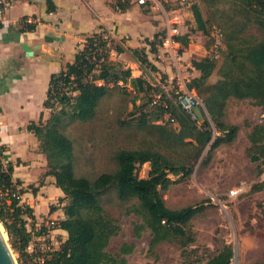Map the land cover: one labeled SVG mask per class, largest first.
<instances>
[{"label": "rangeland", "instance_id": "1", "mask_svg": "<svg viewBox=\"0 0 264 264\" xmlns=\"http://www.w3.org/2000/svg\"><path fill=\"white\" fill-rule=\"evenodd\" d=\"M191 2L199 7L203 18L207 20L206 33L194 30L196 23L191 7L178 8L171 2L163 1L168 12L171 9L174 11L169 17L173 19L174 16H178V19L183 21L179 24L180 28H184L182 30L185 36L189 35L186 45L189 48L188 54L185 59H179L180 64L176 66L167 54L157 50L148 51L144 43L146 38L154 36L163 28L159 14L137 6H126L123 10H116L126 12L129 18H124V23L127 24L132 36H114L105 31L112 40L108 61L119 70H129L130 77L125 82L109 84L108 92L98 102L96 114L92 119L71 120L67 115L64 116L61 129L73 145V169L76 176L93 179L103 172L114 171L117 168L114 156L120 149L155 147L171 160L192 167L189 176L168 174L173 183L161 194L166 206L172 209L190 205L203 206L202 211L188 224L193 241L182 244L184 238H175L162 241L149 250L150 230L142 229L138 237L134 232L136 225L143 222L142 217L132 211L137 206V201L135 199L120 201L112 187L100 197L105 215L119 226L118 233L109 239L105 248L110 255H119L121 246L127 244L132 245L133 249L130 253L122 255L126 264H204L223 246L228 245L233 250L231 264L264 262V186L261 190L256 189L264 180V173L258 174V162L251 161L249 156L251 148L249 134L253 126L264 120L263 108L255 105L250 98H228L221 120L225 124L236 125L238 127L236 135L231 142L222 143L214 149L211 148V141L198 158L193 148L195 142L191 138H186L184 140L186 144L183 146L167 147L163 144L159 147L158 136L152 133V124H162L172 130L178 129V122L169 123L163 117L156 119L157 110L151 105V99L156 94L164 93L173 100L174 87L170 81L176 73V68L180 73L182 71L186 74L187 71H191L190 67L187 69L184 67L188 61L210 58L209 56L214 54L213 28L221 31L222 45L217 49L218 57L213 58L216 65L205 80V87L223 78L225 71L228 70L227 63L231 51H238L237 48H244L264 39V33L256 23L254 14L243 8L240 0H191ZM129 40L132 42H128ZM115 45L144 50L148 62L157 69L152 70L149 63L140 64L130 51L117 53ZM176 48L179 49V46L176 45ZM178 53L179 56L182 55L180 50ZM234 71L236 72V69ZM98 72V66H95L87 75V79L94 80ZM185 76L193 78L191 74ZM136 77L142 80L140 90L131 82V78ZM94 81L101 83L98 80ZM194 92L196 93L195 90ZM59 108L60 105L57 103L52 108H45L42 122H46L51 113ZM196 112L201 124L206 118L200 109ZM207 119L213 126L214 136L218 135L219 132L209 114ZM160 120L162 123H158ZM34 122H39V119ZM149 169V162L142 164L138 169V176L147 177ZM11 179L16 184L18 179H14L12 175ZM38 182L40 183V180ZM30 186L36 187L33 184L24 185L20 181L16 184L15 190L23 189L28 192L31 191ZM232 189L238 190L237 197L228 195ZM4 197L5 200L2 199ZM23 198L20 197V203L25 205L22 202ZM67 202L68 200L61 203L56 201V204L61 206ZM9 203L10 199L0 186V207L7 209ZM2 222L0 219L6 241L17 264H24L23 255L12 247V240ZM27 230L35 232L30 223ZM55 238L62 242L59 233H56Z\"/></svg>", "mask_w": 264, "mask_h": 264}, {"label": "trees", "instance_id": "2", "mask_svg": "<svg viewBox=\"0 0 264 264\" xmlns=\"http://www.w3.org/2000/svg\"><path fill=\"white\" fill-rule=\"evenodd\" d=\"M47 2L48 10H53L50 0ZM240 5L254 14L256 23L264 33V0H240ZM125 7L122 6L121 9ZM190 7L196 23L194 30L206 33L207 20L203 18L196 4ZM22 23L23 30L34 28L33 23L27 24L24 21ZM101 32L88 36L83 47L75 55L74 61L68 63L65 69L51 75L43 106L52 108L57 103L60 108L52 112L46 122H42L41 113L39 122L30 121L26 126V130L33 133L38 140L39 150L46 157L47 170L43 176L54 177L55 186L64 194V197L58 199L60 203L68 200L62 206L64 218L57 221V228L66 232V239L58 248L48 252L41 264H126L122 255L130 253L133 249L132 245L123 244L120 254L115 256L105 251L109 239L119 231V226L105 215L100 203L101 195L112 187L120 201L133 199L137 201V206L132 211L139 214L143 222L136 225L134 232L138 237L142 229L150 230L149 250L162 241L175 238H184L182 244L192 242L188 224L203 209L202 205L176 209L166 206L161 192L167 190L173 183L168 174L189 176L192 167L171 160L159 148L120 149L114 156L117 162L114 171L103 172L93 179L75 175L73 145L61 129L64 116L68 115L71 120L79 121L92 119L96 114L98 102L108 92L109 84L116 85L119 81L125 82L130 77L129 70H119L108 61L112 40L103 38ZM177 39L184 46L187 45V38L177 37ZM114 49L117 53L130 51L140 64L149 63L142 49L120 45H115ZM155 50L156 48L152 46L150 51ZM237 50L230 52L228 70L225 71L223 78L210 86L205 87V80L213 72L215 61L204 57L191 62L199 75L190 79L188 87L194 89L202 100L219 134L214 136L210 127L204 128L209 126L206 120L201 124L192 120L174 104L171 98L162 93L169 112L178 122L179 127L177 130H172L162 124H152V133L158 136L159 147L163 144L167 147L183 146L186 144L184 140L191 138L195 142L193 148L198 158L211 141L212 149L222 143L231 142L238 127L225 124L221 120L226 100L230 97L250 98L255 105L261 106L264 110V39ZM95 66H98L99 72L94 76V80L101 81L100 84L87 79V75ZM150 66L152 70L157 69L153 64ZM60 80L62 85H57ZM131 82L138 90L141 89L142 80L139 77L131 78ZM155 109L158 120L163 117L165 111L160 107ZM249 140L250 160L258 162L257 171L258 174H262L264 173V120L253 126ZM2 151L3 148L0 146V155ZM146 162L150 163V169L147 177L141 178L137 172ZM12 171L13 165L11 163L4 165L0 156V186L3 190L8 189L9 193L14 194L6 196L10 199V203L7 209L0 207V219L6 225L12 247L23 255L24 264H34L26 252L30 234L25 218H33L34 215L31 207L20 203L19 194L23 195L26 190H15L16 184L20 181L16 180V184L13 183ZM42 183L40 181V185ZM263 186L264 180L256 186V189L261 190ZM29 189L33 193L37 191V187L34 186H30ZM49 210L53 212L56 207L51 205ZM232 258V248L225 245L204 264H231ZM254 264H264V262Z\"/></svg>", "mask_w": 264, "mask_h": 264}, {"label": "crops", "instance_id": "3", "mask_svg": "<svg viewBox=\"0 0 264 264\" xmlns=\"http://www.w3.org/2000/svg\"><path fill=\"white\" fill-rule=\"evenodd\" d=\"M50 5L51 11L47 0H11L0 21V146L4 150L1 160L4 165H13L14 179L37 187L35 193L28 191L22 195V202L31 207L34 215L25 218L33 222L64 218V204H56L64 194L55 186L52 175L43 176L46 157L40 152L36 137L26 130L27 124L38 120L45 111L43 102L51 75L72 63L86 38L94 33L132 36L124 23L126 12L116 11L108 0H50ZM26 19L33 20V29H22ZM182 29L179 38L189 37ZM23 44L30 47L31 56L23 50ZM177 45L185 59L189 48L180 41ZM184 67L191 71H181L183 76L199 75L191 61ZM51 205L56 207L53 212L49 210ZM56 233L62 242L67 236L62 229L53 230L54 249L61 244Z\"/></svg>", "mask_w": 264, "mask_h": 264}, {"label": "built area", "instance_id": "4", "mask_svg": "<svg viewBox=\"0 0 264 264\" xmlns=\"http://www.w3.org/2000/svg\"><path fill=\"white\" fill-rule=\"evenodd\" d=\"M111 6L115 10H120L122 6H137L149 9L150 11L156 12L162 18L163 28L157 32L154 36L146 38L145 46L147 50L150 51L152 46L156 48L157 51H161L162 54H167L171 60V62L176 66L179 63V49L176 48L177 45V37L180 35V23H183L181 19H178V16H174L173 19L169 17L171 12H174L173 9L171 11H167L163 5V1L171 2L172 5L178 8H189L192 5L191 0H108ZM11 0H3L0 1V21L3 17L5 10L10 6ZM27 24L33 23V20L26 19L24 21ZM103 38H109L106 32L102 31ZM222 33L219 29L213 28V48L214 54L210 55L211 59L218 57L217 49L222 45ZM176 68V67H175ZM176 73L174 74L172 80L174 87V104L183 110L192 120H195L199 123V116L196 110L200 109L202 114H204L206 121L209 123V126H204V128L210 127L213 131V126L211 122L207 119V112L204 108L202 100L198 97V95L194 92L193 89L188 87L190 79L187 76H183L178 68H176ZM57 85H62V81L60 80ZM53 90V87H52ZM151 105L154 107H160L164 109L163 118L165 121L170 123H175L176 120L171 115L168 109V105L163 99L162 94H156L151 99ZM205 121V120H204ZM203 121V122H204ZM202 122V123H203ZM158 123H162L161 120ZM214 133V131H213ZM3 193L7 196L8 194L14 195L13 193H9L8 189H2ZM230 197H237L238 190L232 189L228 194ZM19 197H22V194H19ZM33 226L35 232L29 231L30 237L29 242L26 247V252L30 256V260L34 264H41L51 250L54 249V244L52 243V232L57 229V221L55 219H44L40 222H33L31 219L27 220L26 226L28 224Z\"/></svg>", "mask_w": 264, "mask_h": 264}, {"label": "water", "instance_id": "5", "mask_svg": "<svg viewBox=\"0 0 264 264\" xmlns=\"http://www.w3.org/2000/svg\"><path fill=\"white\" fill-rule=\"evenodd\" d=\"M23 50L26 52L28 56H31L33 52L30 47L26 44L22 45ZM3 226H6L5 223L2 222ZM0 264H17L16 259L13 256L11 248L6 241L4 236V232L0 228Z\"/></svg>", "mask_w": 264, "mask_h": 264}, {"label": "bare ground", "instance_id": "6", "mask_svg": "<svg viewBox=\"0 0 264 264\" xmlns=\"http://www.w3.org/2000/svg\"><path fill=\"white\" fill-rule=\"evenodd\" d=\"M0 228L2 229V226L0 225ZM3 231V230H2ZM4 236H5V234H4Z\"/></svg>", "mask_w": 264, "mask_h": 264}]
</instances>
